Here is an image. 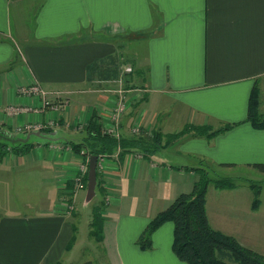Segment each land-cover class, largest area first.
<instances>
[{"label":"crops","instance_id":"crops-1","mask_svg":"<svg viewBox=\"0 0 264 264\" xmlns=\"http://www.w3.org/2000/svg\"><path fill=\"white\" fill-rule=\"evenodd\" d=\"M122 62L133 69L122 138L138 122L144 130L159 124L165 134L187 122L234 126L211 138L184 135L144 156L116 149L103 158L97 171L107 203L95 246L109 264H185L172 251L171 222L153 233L151 249L136 241L158 212L192 190L197 174L186 169L203 162L212 174L253 172L264 164V129L246 121L255 83L264 91V0H0V124L15 133L54 132L24 156L0 162L3 188L8 177L33 178L47 201L31 215L0 216V264H72L80 253L74 220L96 191L90 201L78 191L73 213L60 210L85 161L69 143L80 142L91 113L108 123ZM31 86L51 95L22 93ZM252 201L247 184L209 185L206 216L213 229L264 255L263 188L257 209Z\"/></svg>","mask_w":264,"mask_h":264},{"label":"trees","instance_id":"trees-1","mask_svg":"<svg viewBox=\"0 0 264 264\" xmlns=\"http://www.w3.org/2000/svg\"><path fill=\"white\" fill-rule=\"evenodd\" d=\"M246 121L255 129H264V115L259 113L258 101V85L255 83L249 97ZM234 124H227L223 127L213 130L209 126H203V130H207L204 136L211 138L221 132L231 129ZM197 128L187 127L184 130L170 134L168 137L177 139L183 136L187 131ZM84 136L79 143L70 142V147L75 153H79L82 149H86V154L99 157L105 153L113 154L118 148L122 151H139L143 155L156 152L161 149V135L156 136L152 133V143L146 142L140 138L115 139L102 133L99 117L91 113L86 124L82 128ZM41 134L48 135L51 132L42 131ZM196 135V134H195ZM199 136V135H196ZM18 139L16 135L5 126L0 124V162H3L9 155L24 156L35 145L29 141L19 142L13 141ZM164 146V145H162ZM204 164L203 162L201 163ZM253 167L258 172L264 173V164H256ZM197 173L198 179L194 183L190 192L179 194L164 210L158 212L147 224L145 229L139 235L136 244L142 250L152 248L151 237L153 233L164 223H173V241L172 251L180 261L185 264H264V255L259 254L251 249L243 247L232 236H228L211 227L206 216V192L209 184L216 189H233L237 184L231 179H213L209 177L208 166L187 168ZM97 182L96 189L101 195V199L105 198V192L99 180V173L96 171ZM85 184H87V173L85 174ZM249 186L253 194L252 208L257 209L259 206V197L261 192V184L244 180ZM95 205L92 209V219L89 224V236L97 242H102V224L103 217L101 208L103 201ZM73 236L68 244V250L74 243ZM61 264V263H57Z\"/></svg>","mask_w":264,"mask_h":264},{"label":"rangeland","instance_id":"rangeland-1","mask_svg":"<svg viewBox=\"0 0 264 264\" xmlns=\"http://www.w3.org/2000/svg\"><path fill=\"white\" fill-rule=\"evenodd\" d=\"M122 63L123 64H121V66H120V68H121V74L120 75L121 76H119L122 78H121V82H118V84H122V88L124 89L125 95H126V96H124V100L126 101V109L122 113L124 116L127 113V107L129 106V104H130L129 102L131 101L129 96H128V89L126 87V78L132 74L133 69L130 73L126 72V68L130 65H129V63L126 64V62H122ZM112 93H114L113 95L116 98L117 93L116 92H112ZM55 94H58L59 97L62 96L61 93H59V92H56ZM142 99H144V98L142 97ZM142 99H140L139 101L142 102L143 101ZM258 101H259V106L261 107V109L259 107V113L264 115V109H263L264 107H262V105H261V104H264V91H262L260 86H258ZM122 118H119V120H118L119 125H121ZM100 124H101L103 134L108 135L112 138H115L114 132H107V134H106L105 130H104L105 126L102 123H100ZM203 126L206 127L208 125H206V124L194 125L193 123L187 122V124H184L179 131L173 132L171 134L180 132L187 127H194V128H197L198 130L195 131V130L189 129L187 131V133H185L184 135H188V136L199 135L200 136V135H205L206 133H209L210 131L208 132L207 130L202 129ZM112 127H114V126H112ZM108 128H111V126ZM210 129H212V128L210 127ZM42 131L49 132L48 129L39 128V129H35V130H30V129L23 130V131L18 130L16 133L11 131V133L16 135L18 139L19 138L24 139L30 133L39 132L41 134ZM50 132H51V134L54 133L52 130H50ZM118 133H122L121 129H119V128H118ZM152 133H154L155 137L157 135L158 136L161 135V138H162L161 141L162 142H161L160 147H163L162 145L167 146L168 144H171V143L176 141V139L168 137L170 135V133L165 134L163 131V128H161L159 126V124L154 126L153 129H151V130H144L142 128L141 124H139V122L132 126V128L130 130V136L128 139L140 138L146 142L152 143V141H153L152 135H151ZM42 136L45 137L48 135L42 134ZM28 141L31 143H34L35 145H37V143L42 144V143L46 142L45 139H43L40 136H36V135H31ZM120 149L121 148H118L119 151H120ZM86 153H87L86 149H82L78 153L82 157H85V161L84 162L82 161L77 166V170H78V167H79V170H82V168H84L83 166H85L86 170H88V162H89L90 156L87 155ZM108 155H112V154H108ZM108 155H107V153H105V154L97 157V163L103 157L106 158ZM203 166H207V164L204 163L201 166V163H200L199 167H203ZM98 168H100V164H98L97 170H98ZM231 168H233V167H231ZM212 170H214V168L208 167V172H210ZM192 172H194V171H192ZM194 173H196V172H194ZM224 176H229V177L225 178ZM209 177L213 178V179L218 178V179L235 180L236 184L238 183L240 185L246 184L244 182V180H249L252 182L255 181L254 183L260 182V184L262 186L261 189L262 188L264 189V178L256 170H253V172H251L249 170L248 171L238 170V169L227 170V168H219V169L216 168L214 174L209 173ZM197 179H198V175H197ZM209 185H212V184H209ZM86 187H87V184H86ZM85 191H86V188H85L84 192ZM42 193H43V188L40 185H38V183L33 178L27 179V180L20 183L19 180L11 179L8 177V181H6L5 188H3V186L0 184V216L4 215V214H10V213L11 214H19L21 216L23 214H29V215L34 214L35 212H37L38 209L41 210L43 208V206H45L47 203V201L43 197ZM98 195L100 196V199H101V195H100L99 191L96 189V199L92 202V204L84 212H80L79 215L74 220L75 224L78 227V232H77L78 233V240L80 241L81 244L83 243V245L80 248L81 249L80 253H78L76 256H74V261L72 262V264H92V263L93 264H109V261H108L106 255L101 253V250H102L101 245L96 244V246H95V243H97V242L93 238L92 239L89 238V241H88L89 226H88L87 222L90 221L92 218L91 210L93 208V204H95L99 200ZM76 197H77V195L74 197V210L71 211L72 213L76 209V207H75V198ZM105 198L103 200L101 199L104 202L103 206L101 208L102 213H103V209L105 208L106 203H107ZM77 209L80 211L79 207ZM87 241H88V243H87ZM261 250L264 251V249H261ZM96 251H97V253H99L98 254L99 256L96 254H93ZM88 260H90L92 263L88 262ZM58 263H60V262H58Z\"/></svg>","mask_w":264,"mask_h":264},{"label":"built area","instance_id":"built-area-1","mask_svg":"<svg viewBox=\"0 0 264 264\" xmlns=\"http://www.w3.org/2000/svg\"><path fill=\"white\" fill-rule=\"evenodd\" d=\"M131 71H132V67L128 66L126 68V72L130 73ZM121 78L122 77L118 79V82H121ZM118 85H119L118 88L113 90V92L117 93V97L114 100V107L112 109L111 116L109 118L108 123L104 125L105 133L107 134V132H114V137L116 139H119L121 137V133H118V128L120 129L118 120L119 118H122V115H123L122 113L126 109V101L124 100V96H126L125 91L122 88V84H118ZM22 93L28 94V95H38V96H41L45 100L48 99V97L51 95L50 92H47L38 86H31L30 88H24L22 89ZM48 104L49 102L44 103V105H48ZM50 124L52 125L53 122L51 121ZM110 126L111 128H108ZM103 158L99 160V162L97 163V166L98 164H101V162L103 161ZM83 167L84 168H82V170H80V172L73 178V190L71 191V197L67 200V202L63 203V205L60 207V210H63L65 214L72 213L71 211L74 210V197L77 195L78 191L85 190L86 188L84 178H85V174L87 170L85 166Z\"/></svg>","mask_w":264,"mask_h":264},{"label":"water","instance_id":"water-1","mask_svg":"<svg viewBox=\"0 0 264 264\" xmlns=\"http://www.w3.org/2000/svg\"><path fill=\"white\" fill-rule=\"evenodd\" d=\"M31 135L43 137L42 134H40L39 132H36V133L28 134L24 139L19 138V139H14L13 141L14 142L19 141V142L25 143L29 140ZM96 171H97V157L91 156L89 158L88 170H87V187H86V200L87 201L92 200L95 195V187H96V182H97Z\"/></svg>","mask_w":264,"mask_h":264},{"label":"bare ground","instance_id":"bare-ground-1","mask_svg":"<svg viewBox=\"0 0 264 264\" xmlns=\"http://www.w3.org/2000/svg\"><path fill=\"white\" fill-rule=\"evenodd\" d=\"M128 100V99H127ZM140 130V129H139Z\"/></svg>","mask_w":264,"mask_h":264}]
</instances>
